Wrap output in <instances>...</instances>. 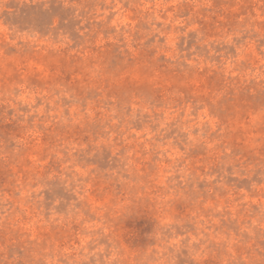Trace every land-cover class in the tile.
I'll return each instance as SVG.
<instances>
[{
    "label": "rangeland",
    "instance_id": "1",
    "mask_svg": "<svg viewBox=\"0 0 264 264\" xmlns=\"http://www.w3.org/2000/svg\"><path fill=\"white\" fill-rule=\"evenodd\" d=\"M0 264H264V0H0Z\"/></svg>",
    "mask_w": 264,
    "mask_h": 264
}]
</instances>
